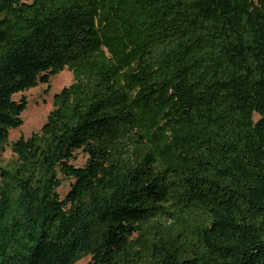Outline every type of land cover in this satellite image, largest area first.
<instances>
[{"label":"trees","instance_id":"trees-1","mask_svg":"<svg viewBox=\"0 0 264 264\" xmlns=\"http://www.w3.org/2000/svg\"><path fill=\"white\" fill-rule=\"evenodd\" d=\"M65 68L0 164V264H264V0H0V151Z\"/></svg>","mask_w":264,"mask_h":264},{"label":"rangeland","instance_id":"rangeland-1","mask_svg":"<svg viewBox=\"0 0 264 264\" xmlns=\"http://www.w3.org/2000/svg\"><path fill=\"white\" fill-rule=\"evenodd\" d=\"M71 82L72 72L65 68L58 74L52 76L49 84L40 83L36 87L13 96L15 100H19L22 96H25L27 106L21 113L22 124L18 128L10 130L7 142L2 145L3 149L0 151V164L2 166L8 169H12L15 166L16 154L11 148L12 143L20 136L24 138L29 137L33 132L40 129L52 108V97L54 93L58 92L62 87L69 85ZM86 159L87 153L79 149L75 151V158L72 159L71 163L76 167H80L85 164ZM59 176L61 177L62 175L59 174ZM72 181L73 178L64 179L57 189L60 197L66 194ZM89 260L90 257L85 256L77 260L74 264H88Z\"/></svg>","mask_w":264,"mask_h":264}]
</instances>
